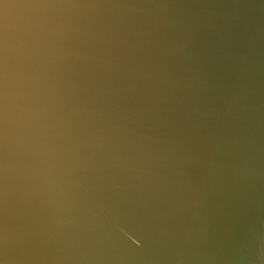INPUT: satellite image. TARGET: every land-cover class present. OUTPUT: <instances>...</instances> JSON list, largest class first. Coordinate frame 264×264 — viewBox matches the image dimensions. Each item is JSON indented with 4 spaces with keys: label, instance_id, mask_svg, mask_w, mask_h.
Here are the masks:
<instances>
[{
    "label": "water",
    "instance_id": "1",
    "mask_svg": "<svg viewBox=\"0 0 264 264\" xmlns=\"http://www.w3.org/2000/svg\"><path fill=\"white\" fill-rule=\"evenodd\" d=\"M0 27L2 264H264V0H40Z\"/></svg>",
    "mask_w": 264,
    "mask_h": 264
},
{
    "label": "snow or ice",
    "instance_id": "2",
    "mask_svg": "<svg viewBox=\"0 0 264 264\" xmlns=\"http://www.w3.org/2000/svg\"><path fill=\"white\" fill-rule=\"evenodd\" d=\"M19 5H36L40 3V0H0V26H2L3 21L7 15V8L10 4ZM2 46H3V33L2 27H0V98H2V81H3V60H2ZM2 264V261H0Z\"/></svg>",
    "mask_w": 264,
    "mask_h": 264
}]
</instances>
